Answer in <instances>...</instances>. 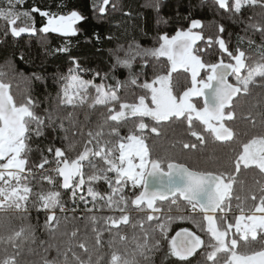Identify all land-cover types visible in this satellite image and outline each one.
<instances>
[{
    "label": "snow or ice",
    "instance_id": "snow-or-ice-1",
    "mask_svg": "<svg viewBox=\"0 0 264 264\" xmlns=\"http://www.w3.org/2000/svg\"><path fill=\"white\" fill-rule=\"evenodd\" d=\"M23 3L24 0H0V21L4 22L0 34L4 37L36 33L34 20L32 26H17L22 17L32 19L30 11H20ZM108 3L109 0H101L97 10L104 13ZM203 3L205 0H201ZM213 3L230 13L233 22L244 24L245 33L237 35L233 48L222 36L216 41L221 50L217 63H205L202 59L205 50L194 47L203 36L191 29L202 25L199 20H191L187 30L178 29L172 36L162 34L156 47L144 48L133 41L127 47L120 45L112 50V74L105 73L102 81L112 80L114 84L82 79L77 74L81 71L79 62L73 58L75 69L59 77L60 90L52 104L40 112H37L39 103L31 93L34 83L43 82L44 77L39 73L25 77L27 87L17 102L10 92L11 83L4 82L8 72L3 69L7 67L14 77L20 74L11 60L0 65V244L5 246L0 264H19L20 247L33 236L34 229L31 224L19 228L15 224L27 220L30 209L44 211L47 230H54L53 221L59 225L57 209L67 217L62 192L75 206L71 209L73 217L83 205L95 240L89 248V236L85 234L77 245L83 255L72 246L67 247L62 253L63 264H155L154 256L160 251L162 241L167 246L165 259L175 258L180 264H264V183L257 180L255 192L245 197L236 195L237 203L235 206L232 203L233 184L242 165L245 169L255 166L264 178V134L242 142L232 170L219 172L193 168L167 157H154L146 142L145 130L159 138L162 129L179 122L195 138L191 144L182 142L185 149L205 144L206 136L213 142L231 143L235 134L225 121L234 120V101L241 94L250 96L253 89L264 93V0H213ZM161 4L162 0H151L147 6L159 14ZM245 9H260L261 20H255L254 16L244 18ZM31 11L48 18L40 31L63 36L77 35L76 25L86 19L76 10L66 14L41 12L38 8ZM166 22L158 15V23ZM219 32H225L223 25L219 26ZM249 32L259 33L258 44ZM96 39H100L98 35ZM245 43L258 51V61L246 63L249 57L241 47ZM149 58L154 61L151 65ZM160 58H166L169 64L164 74H160ZM19 59L24 60L23 54ZM138 59L142 61L139 71ZM181 69L190 72V85L182 94H174L172 74ZM118 70L127 71L125 80L116 77ZM202 70H205L203 75ZM95 75L99 77L100 73ZM229 77H234L235 82H230ZM122 88H138L142 93L138 95V103L121 102L118 91ZM89 89L94 90L95 96L81 123L76 109L84 107ZM193 97L203 98L201 107H197ZM97 106H103L107 114L100 112L102 119L85 131V124ZM254 107H264V97ZM259 115L264 116V112ZM252 123L255 124L254 119ZM121 128H127V134L122 135ZM77 136L83 141L79 148ZM49 138L62 146L41 147L42 140ZM33 181L39 190H34ZM43 181L51 188L45 189ZM96 185H106L107 193L102 194ZM143 205L154 214H147ZM131 206L145 212L136 223H130L127 214ZM94 209L119 212V215L98 216ZM145 221L154 222L155 226L149 223L144 228ZM178 221L195 225L199 232L207 234V242L188 227H180L169 236L171 225ZM121 225L139 228V234L133 232L131 242L135 247L131 250L128 237L121 235ZM78 232L79 229L72 231L71 237H77ZM105 233L109 234L107 240ZM105 244L111 250L107 258L106 254H100ZM9 247L13 252H8ZM44 251L47 253L48 249ZM57 253L61 255L59 249ZM42 264H58V261L45 255Z\"/></svg>",
    "mask_w": 264,
    "mask_h": 264
},
{
    "label": "trees",
    "instance_id": "trees-1",
    "mask_svg": "<svg viewBox=\"0 0 264 264\" xmlns=\"http://www.w3.org/2000/svg\"><path fill=\"white\" fill-rule=\"evenodd\" d=\"M100 3L101 0H24V3L19 6L20 11H30L32 19L28 20L22 17L17 22V26H32L34 20V26L37 29L36 33H25L18 38L11 35L4 37L0 34V65H5V61L11 60L15 64L16 71L20 74L14 77L7 67L3 69L8 72L4 82L11 83L10 92L17 102L22 99L24 89L27 87L24 78L30 77L32 73H39L44 77V81L35 82L31 93L33 99L39 103L37 112L51 105L53 98L56 97L62 86L59 77L66 76L70 69H75L73 58L80 65L81 71L77 73L78 75L87 80H93L97 84L106 83L108 80L102 81V77L105 73L112 74L110 71V65L114 62L113 56L110 54L112 50L117 49L120 45L127 47L133 41L144 48L156 47L162 34L167 33L172 36L178 29L187 30L190 28L191 20H199L202 25V27L192 28L191 31L203 36V39L198 40L194 47L205 50L202 53V59L205 63H217L219 61L221 50L216 41L221 36L229 47L233 48L237 42V35H245L243 31L244 24L233 22L231 14L219 9L213 3V0H205L203 4H201V0H162L159 14L147 6L151 3V0H109L104 13H100L96 8ZM113 4L115 5L114 9L112 7ZM33 8H38L41 12L48 11L59 14H66L70 10H76L86 19L76 25L79 31L74 36H63L52 32L43 33L40 29L47 25V18L40 13L31 11ZM158 15L167 22L158 23ZM243 16L244 18L254 16L255 20H261L260 9H245ZM3 23V21H0V25H3ZM220 25L224 26V33L219 32ZM97 35L100 38L99 40L96 39ZM248 35L257 44L261 40L259 33L253 34L249 32ZM108 37H112V39H107ZM209 38H212L211 43ZM64 47H67L69 51H56ZM241 47L245 51L246 56L249 57L246 63L259 60V53L255 48H249L246 43L242 44ZM21 54L24 56L23 61L19 59ZM148 62L149 65L154 63L151 58H149ZM141 63L142 61L139 59L136 61L137 71H139ZM159 64L162 70L160 74H164L169 68L166 58H160ZM204 71H201V75L204 74ZM97 72L100 73L99 77L95 75ZM115 75L119 80L123 81L127 77V71L118 70ZM150 77L151 73H149ZM190 77V72L186 73L184 70L172 74L174 94H182V90H186L190 85ZM140 79L143 80L144 77L141 76ZM229 80L230 82H235L234 77H229ZM112 83L114 84V81ZM133 91L136 93L135 96ZM139 94L142 93L138 88H122L118 91L121 102L138 103ZM262 97H264V93H261L260 89L257 88L252 90L250 96L241 94V97L234 101V120L231 122L225 121L226 126L231 127L235 134L234 141L231 143L213 142L212 138L206 136L205 144H197L195 149H185L182 147V142L191 144L195 142V138L191 137L190 133L185 131L186 126L179 122L162 129L163 134L159 138L145 130L146 142L149 144L154 157H167L177 162L185 163L190 167L203 170L219 172L228 169L231 171L235 155L241 150V143L253 136L264 134V116L259 115V113L264 112V107H254ZM192 99L194 103H197V107L202 106V97H193ZM88 104L90 102L86 99L84 107L76 109L81 123H84V114L89 111ZM102 111L107 114L103 106H97V110L89 116V122L85 124V131L92 128L98 120L102 119L100 117V112ZM253 119L255 124L252 123ZM145 122L147 123L148 120L145 119ZM196 130L200 131L199 128ZM120 131L122 135L127 134V128H121ZM75 139L79 148L83 141H81L79 136L75 137ZM47 146L61 147L62 145L58 141H52L49 138L41 142V147ZM233 149L236 151L233 152ZM47 155H49V159L52 158L51 154ZM85 172L87 174V168ZM36 179L38 180L39 177L37 176ZM57 179L62 181V178ZM257 180L264 183V178L259 175L258 169L255 167L245 169L243 165L241 166V172L236 175L237 182L233 184V206L237 203L235 200L236 195L245 197L256 191ZM42 183L45 189L51 188L48 182L43 181ZM33 185L34 190H39V185L35 181H33ZM95 187L102 194L107 193L106 185H96ZM86 188L87 185H85V195ZM56 190H59V188ZM125 191L127 192V189ZM62 199L65 202L66 209H68L67 217L57 209L56 216L59 219V225L57 226L56 222L53 221L54 230H47L44 227L46 218L44 211L37 212L34 208L30 209L27 214V220H18L16 222L15 227L17 228L22 224H31L34 229L33 236L20 247V255L17 257L19 264H33V262L42 264L45 255L47 259L55 258L58 264H63L64 257L62 253L69 246H72L73 250L78 254L83 255L77 245L85 234L89 236L88 247H93L95 243L94 235L91 233V225L88 224L86 219L88 214L82 210L83 205H80V210L73 217L71 209L75 206L63 192ZM89 200H91L90 197ZM157 203L159 205V202ZM247 203L250 204L251 201L249 200ZM89 207H92L91 203H89ZM141 207L145 208L147 214H154L152 210L146 209V205ZM93 212L98 216L119 215V212H110L106 209L100 211L94 209ZM127 214L129 215L130 223H136L137 220L145 216V212L136 211L135 206H131ZM235 215L238 216L239 212L237 211ZM228 216L231 222L233 213H228ZM149 223L155 226L154 222L145 221L143 224L144 228H147ZM180 227H188L197 231L207 242V234L199 232L195 225L187 221L173 223L169 236L174 235ZM76 229H79V232L77 237L73 238L71 237V232ZM134 231L139 234V228L134 230L131 227L121 225V235L128 237L129 250L135 247L131 242ZM108 236L109 234L105 233L104 239L107 240ZM4 247V245L0 244V260L4 258ZM46 248L48 249L47 253L44 251ZM57 249L60 250L61 255H58ZM110 251L107 244H105L100 249V254H106L107 258V255H110ZM8 252H13V249L9 247ZM166 252V242L162 241L160 251L154 256L155 264H180L175 258L166 260ZM68 255L71 261V253Z\"/></svg>",
    "mask_w": 264,
    "mask_h": 264
},
{
    "label": "rangeland",
    "instance_id": "rangeland-1",
    "mask_svg": "<svg viewBox=\"0 0 264 264\" xmlns=\"http://www.w3.org/2000/svg\"><path fill=\"white\" fill-rule=\"evenodd\" d=\"M47 18V17H46ZM47 20H48V18H47ZM197 42V41H196ZM181 70H183V69H181ZM80 76V75H79ZM82 79H84V80H87V79H85L84 77H82V76H80ZM107 84H113L112 83V81L111 80H108L107 82H106ZM94 96H95V92H94V90L93 89H89V94H88V98H85V99H87L90 103H92V101H93V99H94ZM253 167H255V166H253Z\"/></svg>",
    "mask_w": 264,
    "mask_h": 264
},
{
    "label": "built area",
    "instance_id": "built-area-1",
    "mask_svg": "<svg viewBox=\"0 0 264 264\" xmlns=\"http://www.w3.org/2000/svg\"><path fill=\"white\" fill-rule=\"evenodd\" d=\"M52 175H55L54 173ZM44 182H47V181H44Z\"/></svg>",
    "mask_w": 264,
    "mask_h": 264
}]
</instances>
